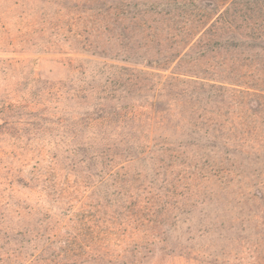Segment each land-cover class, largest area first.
Returning <instances> with one entry per match:
<instances>
[{"label":"trees","instance_id":"16d2710c","mask_svg":"<svg viewBox=\"0 0 264 264\" xmlns=\"http://www.w3.org/2000/svg\"><path fill=\"white\" fill-rule=\"evenodd\" d=\"M218 1L42 0L26 6V37L40 34L42 40L41 34L49 33L43 52L50 53L51 45L61 53L68 44L72 53L102 61L90 68V60L66 57L58 61L66 67L65 79L39 74L29 83L48 104L41 114L51 115L31 124V133L48 147L49 159L31 172L36 185L18 183L32 191L40 187V197L51 208L26 207V218H37L19 229L0 212L4 263L70 264L77 252L107 248L114 241L127 248L141 240L173 245L194 264L208 258H214L209 264H230L233 252L253 244L245 207L263 198L264 185L252 190L257 184L250 178L261 186V176L246 174L243 138L233 140L223 112L232 91L204 78L165 74L174 63L177 70L193 60L189 52L182 54V17L191 43L201 42L214 24L198 31L196 23L206 22ZM208 52L199 51L194 60ZM64 98L74 100L77 109L52 107ZM55 148H63L62 161ZM140 163L144 166L133 169ZM90 188L94 191L87 198L95 199V206L82 204L62 225L52 206L64 211L62 206ZM105 205L113 208L109 218L103 216ZM236 207L232 217L229 208ZM195 212L201 216L197 224ZM15 213L24 220L19 210ZM94 215L101 216L95 224Z\"/></svg>","mask_w":264,"mask_h":264},{"label":"rangeland","instance_id":"374dc122","mask_svg":"<svg viewBox=\"0 0 264 264\" xmlns=\"http://www.w3.org/2000/svg\"><path fill=\"white\" fill-rule=\"evenodd\" d=\"M41 1L0 0V212L12 219V225L17 229H19L18 225L33 224L37 218V216L26 218V207H50L48 199L46 202L40 197V187L32 191L25 186L36 185L31 181V172L34 167H45L49 159L48 147L44 146L38 133H31L33 127L31 124L39 123L42 117L46 119L51 115L47 112L41 114L48 104L42 101L41 92L32 88L30 81L39 77V74L54 79H65L66 67L58 61L66 57L90 60L88 65L90 68H94L97 62L102 61L82 51L74 54L69 50L68 44L64 45L61 53H54L56 50L51 45H48L51 48L50 53L43 52L42 47L47 45L49 33L41 34L44 36L42 40L39 39L40 34H35L33 39L26 37V6H34ZM31 18L32 16H29L27 19L31 20ZM211 22L214 24L211 33L201 42L196 43V39L191 43L193 35L189 37L186 34L187 27L182 17V54L189 52L194 60L198 58L196 54L199 51L209 50V52L201 61L188 60V63H182L181 69L175 70L176 63H174L165 74L169 75L172 71H176L182 73L184 79L204 78L212 84L224 86L232 91L228 100L229 109L225 107L223 112L227 113V119L232 126L233 140L243 138V151L248 161L246 174L250 173L253 178L254 173L261 176L259 180L261 186L255 179L250 178L252 184H257L252 188L255 190L264 185V97L259 99L248 94L264 96V0H219L215 12L210 14L207 21L200 25L196 23L198 27L196 30L200 31L205 26L210 27ZM164 31L169 32L170 28H164ZM50 40L53 41L54 38ZM75 64H78V61ZM141 68L150 70L146 67ZM183 88L185 87L182 86ZM62 102L61 104L53 102L52 107L72 110L78 107L74 100L64 98ZM43 136L44 134L41 137ZM53 150H59L58 158L62 161L65 156L63 148ZM143 166L140 163L133 166V169ZM19 180L25 185H20ZM81 191L78 199L62 206L64 211L58 209L60 205L52 206L51 212L58 216V220L63 222L62 225H67L74 219V213L82 204L89 203L95 206L97 203L95 199L87 198L94 191L93 189ZM99 194L100 197L103 196L102 192ZM102 202L105 204L103 199ZM14 204L20 206L16 207ZM69 205H72V210H69ZM109 206H103V212H107V215H103L106 218H109L108 214L113 211ZM238 207L233 208L234 210L229 208L232 217L238 214ZM17 210L22 213L23 221L16 216ZM61 211H66L68 215L63 216ZM245 211L247 236L253 244L248 249L246 246V249L238 248L233 252L230 264H264V194L261 200L248 201ZM98 218L101 216L94 215L92 222L95 224L94 220ZM200 219L201 216L195 212L193 223L197 224ZM102 224L100 221L101 227ZM184 228L185 226L182 225V229ZM175 238L173 236V239ZM175 242L176 240L173 241L174 246ZM117 243L110 242L107 248L89 250L90 253L77 252L76 257L68 263L194 264L175 251L173 245L168 248L158 241L147 244L136 240L127 248H123L124 245L117 246ZM235 256L240 260H234ZM5 260V253L0 251V264L9 263H4ZM85 260L89 263H83ZM206 261L202 264H209L208 262H213L214 258H208ZM66 262L67 260L64 264ZM220 264H223V261Z\"/></svg>","mask_w":264,"mask_h":264}]
</instances>
